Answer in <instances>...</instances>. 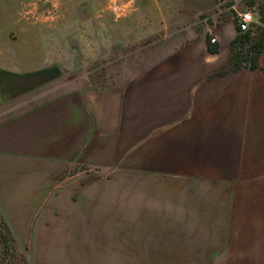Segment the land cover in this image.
<instances>
[{
  "label": "crops",
  "instance_id": "crops-1",
  "mask_svg": "<svg viewBox=\"0 0 264 264\" xmlns=\"http://www.w3.org/2000/svg\"><path fill=\"white\" fill-rule=\"evenodd\" d=\"M232 1L177 0L179 22L213 24L198 39L165 33L103 87L0 67V214L32 264L229 259L220 193L264 166V49L255 69L220 74Z\"/></svg>",
  "mask_w": 264,
  "mask_h": 264
},
{
  "label": "rangeland",
  "instance_id": "rangeland-1",
  "mask_svg": "<svg viewBox=\"0 0 264 264\" xmlns=\"http://www.w3.org/2000/svg\"><path fill=\"white\" fill-rule=\"evenodd\" d=\"M176 1L0 0V67L55 66L67 82L82 87H103L117 72L124 75L136 72L140 58L152 51L154 41L165 33L176 35L181 41L189 39V33H196L194 37L198 39L197 33L213 24L211 18H204L206 15L193 23L179 22ZM263 2L232 1L237 13L252 14L253 25L259 24ZM114 14H126L127 20L113 22ZM113 28L119 30L115 36ZM150 30L155 33H147ZM205 38L209 42L212 36L207 34ZM262 167L260 174L236 182L229 188V194L220 193V200L230 203L235 222L228 260H82L71 264H264ZM2 226L7 228L11 239L7 248L6 240L0 235V264H32L27 249L17 244L0 214V229ZM132 231V234L139 232L138 229Z\"/></svg>",
  "mask_w": 264,
  "mask_h": 264
},
{
  "label": "trees",
  "instance_id": "trees-1",
  "mask_svg": "<svg viewBox=\"0 0 264 264\" xmlns=\"http://www.w3.org/2000/svg\"><path fill=\"white\" fill-rule=\"evenodd\" d=\"M258 17L259 24H252L247 31L240 32L237 29L235 38L229 43L230 59L220 74H226L242 68L255 69L257 67V58L264 49V2L260 7ZM209 43L210 40L208 42V51L215 53L217 45ZM2 229H0V235L6 240L8 248V241L11 239L10 234L5 226H2Z\"/></svg>",
  "mask_w": 264,
  "mask_h": 264
},
{
  "label": "built area",
  "instance_id": "built-area-1",
  "mask_svg": "<svg viewBox=\"0 0 264 264\" xmlns=\"http://www.w3.org/2000/svg\"><path fill=\"white\" fill-rule=\"evenodd\" d=\"M254 22H255L254 17L252 16L250 12L240 13L236 16V19H235L236 28L240 32L247 31L250 28V26L254 24ZM210 43L212 44L215 43V40L210 39Z\"/></svg>",
  "mask_w": 264,
  "mask_h": 264
}]
</instances>
